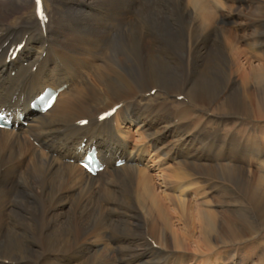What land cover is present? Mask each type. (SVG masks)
I'll return each mask as SVG.
<instances>
[{"label":"bare ground","instance_id":"6f19581e","mask_svg":"<svg viewBox=\"0 0 264 264\" xmlns=\"http://www.w3.org/2000/svg\"><path fill=\"white\" fill-rule=\"evenodd\" d=\"M51 10L42 25L35 0H0V113L14 123L0 129V264H103L98 243L116 254L167 252L165 201L185 222L198 207L196 224L218 246L264 227V140L225 147L200 128L211 120L187 122L193 105L179 102L173 114L155 102L189 96L228 110L216 119L230 128L236 117L263 123L264 0H53ZM64 86L46 114L31 112L47 89ZM91 149L105 167L95 177L80 166ZM224 157L231 163L219 164ZM200 188L218 189L220 203L194 204Z\"/></svg>","mask_w":264,"mask_h":264},{"label":"rangeland","instance_id":"374dc122","mask_svg":"<svg viewBox=\"0 0 264 264\" xmlns=\"http://www.w3.org/2000/svg\"><path fill=\"white\" fill-rule=\"evenodd\" d=\"M45 2H46L47 8L49 7L48 8L49 12H51L52 11L51 9L53 7V0H45ZM219 13L220 12L218 11L217 14H219ZM14 20L15 19L11 18L10 20H8L9 22H7V24L13 26L16 24V22L17 23L19 22V21H14ZM11 23H13V24H11ZM238 33L239 32L236 31L237 39H239V36L241 35V34L238 35ZM229 37H230L229 34L222 35L223 40L229 39ZM234 44H236V41H234ZM238 46L241 50H244L245 52H247L246 47L242 43V40H240ZM245 59H246V57L243 55V57H241L242 62H241V60L239 61V63L242 66L245 65V64H243L246 61ZM236 81H238L237 86L241 84L240 78L237 76H236ZM252 91H253V89L250 90V92H252ZM222 94H221V96H222ZM152 95L154 96V94H152ZM152 95L150 96V98L153 97ZM221 96L219 97L218 102L224 100L225 97L222 99ZM180 97H182V96H180ZM183 97H184V99H186V101H183L182 103L193 105V107H194L193 109L195 110L194 115H193L194 119L191 118L190 120L187 121L191 125V127L195 126L194 122H197L198 118L200 116H202V117L204 116V118H206V119H204L205 124L207 123V120H211V122H209L210 124L202 125L200 128L203 129V127L204 128L206 127L204 131H207L209 134L211 132L212 135L213 134L219 135V137L221 139H226V141L224 140L226 142L225 143L226 145L224 144L225 147L228 144H230V141H229L230 139H235V140L242 139V141L246 142V144H251V143H255V142L259 143V142H261V140H264V122L260 123L258 125L257 123H253V121H251V120L247 121V119H243L240 117H239V119H240L239 120L238 117H236V118H234V120H236V122L232 121V122H234V124H233V127L230 128L231 126L230 127L225 126V123H223L225 120L221 123V122H219L218 119H216V116L228 117V112H229L228 110L221 108V107L216 109V108H214L215 106L212 107L213 110H212V108L208 110L206 105L196 103L189 96H183ZM158 98H157V100H155V102L158 101V103L159 102L165 103L168 106V110L170 113L174 114L180 108L179 107L180 105H178L179 102L177 101L178 98L176 96L166 95V94L162 93V94H159ZM170 120H171V118H170ZM176 121H177V119L175 120V122ZM253 125L256 127H254ZM113 126H114L113 128H115L116 124L114 123ZM252 126H253V128H252ZM136 128H137L136 124H134L132 127H130L132 134H134ZM23 129H26V128H23ZM137 138L138 137L136 136V140H137ZM206 139H208V138L205 137V140ZM31 142H33V141H31ZM205 147L206 146L202 147L203 148V154L207 153L208 155H210L209 152L206 151ZM216 160L219 161L218 162L219 164L231 163V161H229V158H227V157H224L222 159L218 158ZM208 161H209V159H208ZM208 161H204V163H206V162L211 163V161H209V162ZM250 162L253 164V162L251 160H250ZM254 166H256V165L254 164ZM248 167L251 168L252 166H248ZM150 173L153 175H157L158 171H156V169L155 170L153 169V170H151ZM99 181L102 182V179H99ZM155 183H158V181L155 180ZM157 189H158V191H161V188L159 186H157ZM200 190L201 191H199V192H201V193L198 194V197L196 198L197 200L195 199V201L193 202L194 204H201V202L202 201L204 202L205 199L209 202H212L213 204L215 203L216 205H218V203H220L219 199H220V196L222 193L218 189L216 191H214L215 190L214 189L213 192L210 194L208 193L209 190H207L205 188H200ZM204 191H205V193H204ZM199 192H197V193H199ZM190 196H192V194ZM199 197H201V199H198ZM85 201L88 202L89 200H85ZM165 204L167 207V209H166L167 222H166L165 228H163V230H164V234H165V239L167 240V247H168V248L164 247V249L167 252L162 251L161 254L160 253H158V254H155V253L154 254L153 253L145 254V253H143L142 254L139 250H135V251H127L126 250V252L123 251L124 253L122 252V254L121 253L116 254V253L110 252L111 247L115 248L112 246V244L108 245L106 243L105 244L98 243L96 245L100 247V250H101L100 253H102V255L101 254L98 255V261H100L103 264H204V263L205 264H264V227H263L262 223H257V230L258 231L256 230V234L247 235L245 238H242L241 241H239L237 243L230 242L226 245L218 246V242H216L217 237L214 235H209V234H208V236L204 235V232H205L204 228L201 227L200 225L196 224L198 222V220H197L198 219V210H197L198 207H192V208L190 207L188 209L187 215L189 217V222H185L182 219L181 213H180V211L176 205H173L168 201H165ZM231 209L232 208L220 209V208H218V206L217 207L215 206L213 208V210L216 212L223 211V212L228 213L230 215L233 213ZM249 210L251 212L250 216H252V218L256 219L255 213L252 212L253 209L250 208ZM141 216H142V214H141ZM223 220H224V217H222L220 219L221 225H222ZM201 229H202V231H201ZM224 229L225 228L222 225V230H224ZM245 229L249 230L248 226ZM160 231H161V228H160ZM146 232H148V231H146ZM222 234H223V232H222ZM148 237L150 238V236H148ZM213 238H214V240H213ZM150 239L154 240V244L159 246L157 248V250H160L161 244H159V241L157 239H155L154 237L150 238ZM227 239L230 240L231 237H228ZM134 243L136 244V248H138V249L145 246V243L142 240L138 241V242L135 241ZM150 244H151V242H150ZM177 245L182 246L181 251L175 250L174 246L177 247ZM212 245L214 247H216L214 252H213L214 247H212ZM107 246H109V247H107ZM154 247H155V245H154ZM106 255H107V257H106ZM180 257H183V258L185 257L186 259L182 260L183 258H180ZM146 261H148V262H146Z\"/></svg>","mask_w":264,"mask_h":264}]
</instances>
